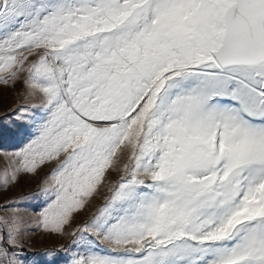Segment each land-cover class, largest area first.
Masks as SVG:
<instances>
[{
    "label": "snow or ice",
    "instance_id": "6c2138e0",
    "mask_svg": "<svg viewBox=\"0 0 264 264\" xmlns=\"http://www.w3.org/2000/svg\"><path fill=\"white\" fill-rule=\"evenodd\" d=\"M3 90L0 264H264V0H0Z\"/></svg>",
    "mask_w": 264,
    "mask_h": 264
},
{
    "label": "rangeland",
    "instance_id": "374dc122",
    "mask_svg": "<svg viewBox=\"0 0 264 264\" xmlns=\"http://www.w3.org/2000/svg\"><path fill=\"white\" fill-rule=\"evenodd\" d=\"M16 101V94L14 90H3L0 93V113L4 112L8 107L14 104ZM0 166H2V161H0ZM39 177L36 178H28L25 177L20 181V184L7 192L5 195L8 197L19 196L21 194H27L30 192H34L37 186V181ZM3 202V197L0 196V203ZM99 201H97L98 203ZM31 204H36V200H31ZM87 212H85L79 219H83L87 216ZM27 246L32 249V251H39L44 248L56 247L59 244L63 243L64 240L55 236H49L43 234L39 231L29 234L26 237Z\"/></svg>",
    "mask_w": 264,
    "mask_h": 264
}]
</instances>
